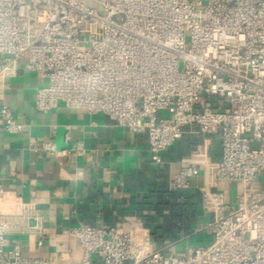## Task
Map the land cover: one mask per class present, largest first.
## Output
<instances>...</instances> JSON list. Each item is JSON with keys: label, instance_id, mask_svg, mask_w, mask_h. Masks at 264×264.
<instances>
[{"label": "built area", "instance_id": "2783aa9c", "mask_svg": "<svg viewBox=\"0 0 264 264\" xmlns=\"http://www.w3.org/2000/svg\"><path fill=\"white\" fill-rule=\"evenodd\" d=\"M205 2L0 0V101L23 62L24 71L45 80L34 94L39 113L62 104L145 133L153 162L186 129L219 137L218 162L203 149L168 186L185 191L198 165L208 171L201 206L209 219L199 230L205 244L176 255L150 251L132 231L80 226L71 230L80 264L92 257L101 264H264V0ZM0 118L8 134L24 132L6 105ZM29 147L58 154L52 141ZM74 150L82 153L81 143ZM220 184L239 186L233 203ZM4 193L0 183V264H56L25 257L16 244L4 252L14 210Z\"/></svg>", "mask_w": 264, "mask_h": 264}, {"label": "crops", "instance_id": "0c3cea01", "mask_svg": "<svg viewBox=\"0 0 264 264\" xmlns=\"http://www.w3.org/2000/svg\"><path fill=\"white\" fill-rule=\"evenodd\" d=\"M22 66L20 62L17 75L6 79L0 101L16 122L25 125L23 133L10 135L0 118V183L3 202L14 208L4 252L16 244L25 257L80 264L81 251L71 236V230L80 226L132 231L137 239L148 240L150 251L176 255L195 247L194 242L206 243L207 236L199 230L209 219L201 206V190L210 186L208 171L198 165L189 189L177 195L168 186L188 165L186 161L203 149L210 163L219 161L217 135L186 129L182 139L161 154L160 162H153L145 133H131L103 115L69 110L62 104L39 113L34 94L45 80ZM46 141L55 144L57 155L31 151L30 143ZM76 143H81L82 153L75 152ZM217 189L226 190L227 199L234 202L228 187L220 184ZM180 194L194 206L195 217L178 221L168 211H157L160 204L183 202ZM34 217L39 232L31 229ZM41 237L44 241L38 246ZM91 264H101L100 259L92 257Z\"/></svg>", "mask_w": 264, "mask_h": 264}, {"label": "trees", "instance_id": "16d2710c", "mask_svg": "<svg viewBox=\"0 0 264 264\" xmlns=\"http://www.w3.org/2000/svg\"><path fill=\"white\" fill-rule=\"evenodd\" d=\"M176 194V192H174ZM177 195V194H176ZM180 200H185L183 194L179 195ZM157 211H168L172 220H190L191 218L195 217V210L194 206L189 204L188 202H172V203H163L157 206Z\"/></svg>", "mask_w": 264, "mask_h": 264}, {"label": "rangeland", "instance_id": "374dc122", "mask_svg": "<svg viewBox=\"0 0 264 264\" xmlns=\"http://www.w3.org/2000/svg\"><path fill=\"white\" fill-rule=\"evenodd\" d=\"M206 2H205V0H204V4H205ZM223 185V187H225V189H227V187L229 188V190H228V195L229 196H232L233 197V201L235 200V196H236V194H239L240 193V188H239V186H234V185H230V184H228V185H225V184H221V186ZM207 240H208V237H206V239H205V241L207 242ZM194 245L195 246H199V245H202V244H199V243H195L194 242Z\"/></svg>", "mask_w": 264, "mask_h": 264}, {"label": "water", "instance_id": "95a60500", "mask_svg": "<svg viewBox=\"0 0 264 264\" xmlns=\"http://www.w3.org/2000/svg\"><path fill=\"white\" fill-rule=\"evenodd\" d=\"M70 147V146H69Z\"/></svg>", "mask_w": 264, "mask_h": 264}]
</instances>
